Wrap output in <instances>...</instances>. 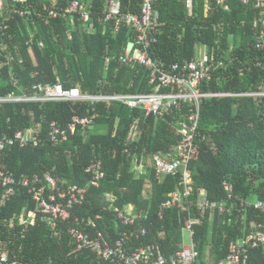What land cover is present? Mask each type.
<instances>
[{
	"label": "trees",
	"instance_id": "1",
	"mask_svg": "<svg viewBox=\"0 0 264 264\" xmlns=\"http://www.w3.org/2000/svg\"><path fill=\"white\" fill-rule=\"evenodd\" d=\"M69 1L29 0L32 15L14 17L0 31V96L11 91L30 94L38 83H61L83 93L151 92L155 84L145 67L116 58L106 64L107 55L118 56L134 40L125 27L112 32L113 21H105L103 13L106 0L92 1L91 30L78 17L73 22L48 19ZM141 2L120 0V13H138ZM204 3L194 0L189 8L183 0L153 3L158 13L153 59L166 67L196 57L198 47L204 46L215 64L201 89L243 94L201 102L198 137L187 163L188 210L163 207L171 192L182 189V172L157 175L152 161L154 154L172 157L173 147L181 142V124L191 113L188 105L180 103L155 117L118 103H2L0 133L12 135L29 127L39 133L37 146L15 144L0 150V168L17 177L49 173L56 191L86 185L91 160L101 162L104 178L88 187L83 203L74 205L70 217L58 221L54 230L25 187L13 194L0 187V257L5 254L9 263L20 264H120L98 258L89 248L78 249L69 233L75 227L91 236L101 232L111 243L125 232L144 228V235L128 240V251L151 247L155 255L169 258L181 249L183 226L190 217L197 220L192 224L197 264H218L231 241L252 233L257 225L264 230V212L247 204L264 200V49L255 47L253 26L255 18H264V7L229 0L228 10L214 7L205 13ZM93 113L98 116L92 127H78L61 144L49 140L51 122L65 126L74 115ZM135 159L142 166L139 174ZM129 205L137 218L124 224L119 213ZM247 264H264V244L248 251Z\"/></svg>",
	"mask_w": 264,
	"mask_h": 264
},
{
	"label": "built area",
	"instance_id": "2",
	"mask_svg": "<svg viewBox=\"0 0 264 264\" xmlns=\"http://www.w3.org/2000/svg\"><path fill=\"white\" fill-rule=\"evenodd\" d=\"M93 0H70L66 7L51 11L47 16L49 18H70L74 21L75 17L84 23L91 30L89 25V14ZM156 0H142L138 13H120V0H106L103 8L105 21H113V33L116 34L121 27L131 30L134 34V40L128 42L130 48L126 47L124 52L116 55H107L106 64L112 59L118 62L135 66L141 65L149 72L150 82L154 83V89L146 93H83L78 87L65 88L61 83L43 84L38 83L32 87V92L16 93L9 92L0 96V104L13 102H48V101H72L79 100L91 104L118 103L129 108H140L144 114L155 117L168 114L178 104H186L190 107L191 113L188 120L181 124L179 130L181 134L180 144L173 147V154L167 158L160 154H154L152 161L154 163L157 175L175 174L182 172V189L177 188L171 192L163 207H178L183 211L188 210L186 200L191 192L190 182L191 173L187 168V163L191 149L195 145V139L198 137L199 111L203 99L219 96H238L241 93H214L203 91L202 84L211 78V70L215 64L213 57L205 55L175 62L164 67L157 62L150 54L152 43L155 38L152 36L155 26L158 22V13L153 7ZM186 7H192L194 0H183ZM205 13L211 11L214 7H220L223 10L229 9V0H204ZM242 4H248L251 1L257 8L264 7V0H238ZM29 0H0V31L14 17L27 18L32 15V10L28 6ZM253 26L256 29L254 37L255 47L258 50L264 49V18H255ZM42 43H40V46ZM1 50V45H0ZM97 113L87 116L74 115L65 126L59 125L53 121L48 131L49 140L55 144H61L73 135L78 127H92ZM37 127H29L23 130H17L12 135L0 133V150L8 146L19 144L21 146L38 145ZM172 151V152H173ZM141 166L135 159L134 169ZM89 175V181L86 185L70 184L64 189L56 191V180L49 173L43 177L37 174L32 177H17L13 172L0 168V187L7 193L13 194L17 187H25L32 199L37 204V209L41 212L48 226L55 229L58 221L67 220L70 217V210L76 204H82L85 200L89 186H98L104 178V171L101 162L91 160L85 169ZM48 190V191H47ZM205 200V197L202 201ZM205 202V201H204ZM248 205L264 212V200H255L247 202ZM119 217L124 224H133L137 218L132 209L125 208V212H120ZM26 223L23 215L19 218ZM196 219L188 217L183 226L182 247L169 258L161 254L155 255L153 248L141 247L133 251H128L127 242L134 236L135 238L145 234V229L140 232L130 231L123 233L114 242L107 241L101 232L91 236L78 228L72 227L69 230L70 235L76 243L78 249L89 248L98 258L111 263L120 264H139L146 260H151L149 264H197L199 253L192 241V224ZM258 229L247 234L237 241H231L226 256L218 264H247L248 251L258 245L264 244V230ZM187 238V239H186ZM0 264H20L9 263L5 254L0 257Z\"/></svg>",
	"mask_w": 264,
	"mask_h": 264
},
{
	"label": "rangeland",
	"instance_id": "3",
	"mask_svg": "<svg viewBox=\"0 0 264 264\" xmlns=\"http://www.w3.org/2000/svg\"><path fill=\"white\" fill-rule=\"evenodd\" d=\"M205 52H206V48L204 47V46H199L198 47V49H197V54L199 55V56H204L205 55ZM142 170V166H140L139 168H137L136 170H135V173L136 174H139L140 173V171ZM201 195H206L205 194V192H203ZM203 197V196H202ZM201 197V201H202V198ZM187 239V238H186Z\"/></svg>",
	"mask_w": 264,
	"mask_h": 264
},
{
	"label": "crops",
	"instance_id": "4",
	"mask_svg": "<svg viewBox=\"0 0 264 264\" xmlns=\"http://www.w3.org/2000/svg\"><path fill=\"white\" fill-rule=\"evenodd\" d=\"M127 46H128V45H127ZM127 208H128V209H131V206L129 205V206H127Z\"/></svg>",
	"mask_w": 264,
	"mask_h": 264
},
{
	"label": "water",
	"instance_id": "5",
	"mask_svg": "<svg viewBox=\"0 0 264 264\" xmlns=\"http://www.w3.org/2000/svg\"><path fill=\"white\" fill-rule=\"evenodd\" d=\"M130 46H131V45H130V44H128V46H127V47H128V48H130Z\"/></svg>",
	"mask_w": 264,
	"mask_h": 264
}]
</instances>
